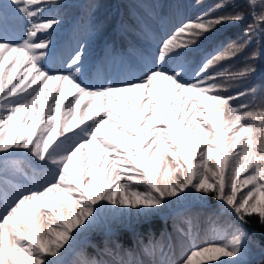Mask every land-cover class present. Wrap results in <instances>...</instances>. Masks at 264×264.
<instances>
[{
  "label": "snow or ice",
  "instance_id": "obj_1",
  "mask_svg": "<svg viewBox=\"0 0 264 264\" xmlns=\"http://www.w3.org/2000/svg\"><path fill=\"white\" fill-rule=\"evenodd\" d=\"M244 2L223 11L221 0L159 35L145 25L151 49L86 78V45L67 58L54 47L61 20L46 13L58 0H0V264H69L102 214L149 217L188 197H213L227 220L202 239L183 216L175 238L149 228L136 250L106 239L71 264H248L264 251L247 227L264 228V93L243 87L264 0ZM247 18L242 37L217 35Z\"/></svg>",
  "mask_w": 264,
  "mask_h": 264
},
{
  "label": "trees",
  "instance_id": "obj_2",
  "mask_svg": "<svg viewBox=\"0 0 264 264\" xmlns=\"http://www.w3.org/2000/svg\"><path fill=\"white\" fill-rule=\"evenodd\" d=\"M219 2L221 0H58L59 7L49 9L46 15L58 13L61 20L55 32L52 33L54 47L59 56L67 58L78 50L79 45H86L84 74L86 78H90L92 74L89 69L97 62L109 59L131 61L127 57L129 51L140 53L141 50L152 48L137 39L141 28L144 27L142 11H145L146 7L150 8L155 4L154 14L167 20L172 28L176 15H182L185 12L192 14L194 19ZM228 3L229 8L223 11H230L233 7H246L244 0H228ZM137 21L141 23L138 24ZM251 22V18H247L239 24L223 25L219 28L217 35L232 39L242 37L245 27ZM250 48L259 49L260 57L255 61L257 72L243 87L257 86L259 91L264 93V42L256 37ZM246 55L247 53L233 61L234 67H241ZM243 87L239 90H243ZM246 100L251 101V96ZM185 200L186 202L183 203ZM185 200L177 202L178 205L173 209L171 208L175 206L174 202L169 201L168 205L161 208L159 212L143 217L130 225L124 226L114 222L115 224L105 231L102 230V226L97 225L95 230L80 240L74 251L67 256L69 264L75 259L76 252L84 249L93 254L92 246H103L106 239L117 240L123 247L136 250L138 239L147 242L149 228L157 237L162 230H167L175 238L173 224H179L181 227L183 216H193L194 223L196 222L200 229L207 230L213 221L223 224L227 220V217L219 210V203L211 196L203 203L193 197ZM247 227L254 234L255 239L264 243V228L256 222L255 218ZM110 228L112 230L107 234L106 231ZM247 260L248 264H264V251L253 248Z\"/></svg>",
  "mask_w": 264,
  "mask_h": 264
},
{
  "label": "rangeland",
  "instance_id": "obj_3",
  "mask_svg": "<svg viewBox=\"0 0 264 264\" xmlns=\"http://www.w3.org/2000/svg\"><path fill=\"white\" fill-rule=\"evenodd\" d=\"M155 11H156L155 4L153 6H151L150 8L146 7L145 11H142L143 12L142 16H143L144 26L147 25L149 28H151L153 31H155L158 35L159 34H163L165 31H168L171 28L172 25L169 24V22L167 20H165L164 18L156 16L154 14ZM186 18H192L193 19V15L189 14V13H185V12L182 15H176L175 18L173 19L174 20V25L178 21L186 19ZM137 39H138V41H140L144 45L152 46V44L150 42H148V41H146V40H144L142 38L141 32L138 34ZM139 54H140L139 52H135V51L130 52L129 51L128 54H127V57L131 61H134L139 56ZM110 61H113V60L109 59L108 62H110ZM242 176H243V174H242ZM170 201H173L174 205H175L171 209L176 207L178 205L177 202H179V201H176V200H170ZM185 202H186V200L183 203H185ZM142 218H143V216H139L138 217L135 214H132L131 216H129V215H121V214H118V213H104V214H102L101 218L99 219V221L95 225H93L85 233H83L82 235L77 237V240L74 242L73 248H72V250H70L68 255L72 251H74V248L76 247V245L78 244V242L80 240H83L84 237H86V235L91 233L92 230H95V227H97V225L102 226V230L105 231L110 226H113L112 224L117 223V224H121V225L126 226V225H130V224L134 223L135 221H139ZM100 221H102V222H100ZM195 224H196V222H195ZM181 227L187 228V225L184 224L183 221H182ZM196 227H197L199 235H200V237L202 239L205 238L206 236H210V233L208 232L207 229H200L197 224H196ZM111 228L106 231L107 234L112 230Z\"/></svg>",
  "mask_w": 264,
  "mask_h": 264
}]
</instances>
